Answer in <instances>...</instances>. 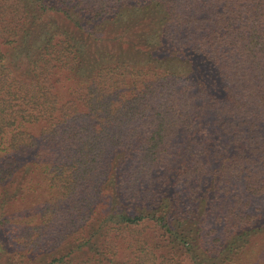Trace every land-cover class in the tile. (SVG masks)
Returning <instances> with one entry per match:
<instances>
[{
    "label": "trees",
    "instance_id": "16d2710c",
    "mask_svg": "<svg viewBox=\"0 0 264 264\" xmlns=\"http://www.w3.org/2000/svg\"><path fill=\"white\" fill-rule=\"evenodd\" d=\"M0 264H264V0H0Z\"/></svg>",
    "mask_w": 264,
    "mask_h": 264
}]
</instances>
